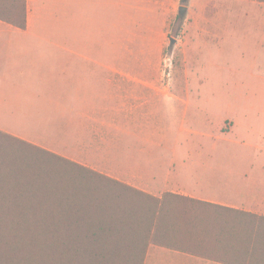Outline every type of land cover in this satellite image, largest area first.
Returning a JSON list of instances; mask_svg holds the SVG:
<instances>
[{"label":"crops","instance_id":"obj_1","mask_svg":"<svg viewBox=\"0 0 264 264\" xmlns=\"http://www.w3.org/2000/svg\"><path fill=\"white\" fill-rule=\"evenodd\" d=\"M181 4L26 0L25 28L0 20V131L157 197L264 216V168L197 153L201 95L160 70ZM185 5L175 37L186 59L190 49L227 46L234 33L242 46L264 47V1ZM159 263L227 264L150 244L143 264Z\"/></svg>","mask_w":264,"mask_h":264},{"label":"trees","instance_id":"obj_2","mask_svg":"<svg viewBox=\"0 0 264 264\" xmlns=\"http://www.w3.org/2000/svg\"><path fill=\"white\" fill-rule=\"evenodd\" d=\"M26 15V0H0V20ZM150 244L264 264V216L157 197L0 131V264H143Z\"/></svg>","mask_w":264,"mask_h":264},{"label":"rangeland","instance_id":"obj_3","mask_svg":"<svg viewBox=\"0 0 264 264\" xmlns=\"http://www.w3.org/2000/svg\"><path fill=\"white\" fill-rule=\"evenodd\" d=\"M175 35L166 38L160 70L201 95L196 98L195 151L226 156L221 163L230 168H264V47L242 46L234 33L227 46L190 49L186 59ZM170 38L176 39L173 44Z\"/></svg>","mask_w":264,"mask_h":264},{"label":"water","instance_id":"obj_4","mask_svg":"<svg viewBox=\"0 0 264 264\" xmlns=\"http://www.w3.org/2000/svg\"><path fill=\"white\" fill-rule=\"evenodd\" d=\"M186 1L187 0H181L182 4L180 5L179 10H178L179 18H183V16H184V13L186 11V5H185ZM174 41H175L174 38H171V44H173Z\"/></svg>","mask_w":264,"mask_h":264}]
</instances>
